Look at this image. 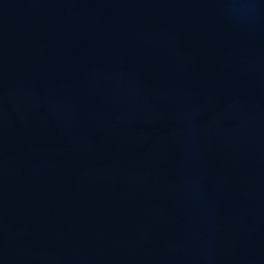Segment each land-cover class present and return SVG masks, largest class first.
Returning a JSON list of instances; mask_svg holds the SVG:
<instances>
[{"label":"water","instance_id":"95a60500","mask_svg":"<svg viewBox=\"0 0 264 264\" xmlns=\"http://www.w3.org/2000/svg\"><path fill=\"white\" fill-rule=\"evenodd\" d=\"M0 264H264V0H0Z\"/></svg>","mask_w":264,"mask_h":264}]
</instances>
